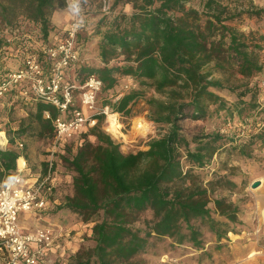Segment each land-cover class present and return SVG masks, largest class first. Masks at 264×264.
<instances>
[{"label": "trees", "instance_id": "obj_1", "mask_svg": "<svg viewBox=\"0 0 264 264\" xmlns=\"http://www.w3.org/2000/svg\"><path fill=\"white\" fill-rule=\"evenodd\" d=\"M193 1L115 0L114 9L119 4L131 5L133 12L113 16L100 36L98 58L103 66L91 67L83 60L76 69L77 73H95L106 90L114 89L119 78L132 77L138 82L140 90L106 104L118 113L128 114L141 89H152L158 97L148 102L151 120L170 129L151 139L147 149L124 153L101 129L104 115L100 114L88 132L59 144L64 167L75 174L74 193L59 208L79 215L84 223H94L95 246L80 249L70 256L69 264H138L135 258L146 249L153 233L174 237L178 243L188 239L196 243L193 221L208 218L211 203L221 215L225 213L224 200L211 198L212 184H203L193 171L213 156L211 148L220 137L208 135L205 144L196 138L189 141L179 123L223 111L229 121L232 113L243 111L218 91L237 90L239 99L251 94L250 80L264 70V34L243 31L237 23L246 16L261 18L264 9L250 3L248 8L231 10L221 0H206L201 10L187 7ZM66 6L67 0H0V82L22 66L26 55H36L49 72L52 59L46 49L63 34L52 17ZM11 93V108L5 110L23 109L29 114V124L23 120L13 136L7 134L9 146L0 150V183L13 178L17 159L26 156L22 134L55 139V128L44 112L56 117V108L41 100L25 104L17 90ZM252 112L255 122L264 116V111ZM191 142L197 144L194 150ZM182 150L193 164L188 170H184ZM148 213L151 219L146 218Z\"/></svg>", "mask_w": 264, "mask_h": 264}, {"label": "rangeland", "instance_id": "obj_2", "mask_svg": "<svg viewBox=\"0 0 264 264\" xmlns=\"http://www.w3.org/2000/svg\"><path fill=\"white\" fill-rule=\"evenodd\" d=\"M205 1L194 0L187 7L201 10ZM221 1L231 10L237 6L239 9L248 8L250 3H253L255 8L264 9V0ZM66 8L69 9L68 5ZM86 8L83 15L86 23L78 39L81 43V57L87 60L91 67H101L103 63L98 61L100 36L108 28L113 16L119 12L131 14L133 10L131 5L119 4L115 9L112 7L113 10L110 11L112 14L110 12L107 14L95 1ZM69 19L68 16L64 25L58 23L57 26L60 29L65 28L70 22ZM237 24L243 31H259L264 34V15L261 18L246 16ZM261 60L264 63L263 53ZM111 64L117 66L118 62L112 61ZM249 83L252 92L243 98H238L237 90H226L224 92H227V96L222 95L229 104L237 105L243 110L240 114L232 113L231 120L227 121L223 111L201 120L188 117L179 123L182 134L189 141L196 138L205 144L208 135L220 137L211 148L213 156L202 168L195 167L193 171L203 184H212L214 192L211 198L224 200L225 213L221 215L211 203L210 216L193 221L198 232L196 243L190 239L178 243L174 237L153 233L146 249L135 258L138 264H264V129H261L263 128L261 126H264V116L255 122V112H252L254 109L264 111V70L259 74V78L251 79ZM133 90H140L134 78H119L114 89H103L100 92L96 110L89 112L102 113L109 106L108 114H101L104 115L101 129L120 145L124 153L147 149L146 145L151 139L166 134L170 129L169 125L157 124L151 120L148 102L158 95L147 87L141 89L140 95L129 105L128 114L115 112L112 106L106 105L118 102L125 93ZM213 110L214 107L210 112ZM115 113L118 114L116 121L121 131L109 128L108 115ZM28 118L29 114L20 108L12 109L11 112L3 110L0 112V130H5L7 134L13 136V132L18 130L23 120L29 124ZM88 130V127L83 128L80 133H86ZM21 137L31 175L33 178H44L51 168L49 181L52 187L51 197L62 204L66 196H72L74 193L72 184L75 174L64 167V162L60 158L61 142L55 140L53 136L39 138L31 132L27 135L22 134ZM90 140L96 142L94 138ZM196 146V143L191 142L190 149L194 150ZM182 156L184 170H188L193 164L188 163L183 150ZM257 181L260 185L253 188L252 184ZM55 209L56 207L54 211ZM64 216L66 223L72 224L73 227L65 234L60 231V248H67L65 251L71 257L82 248H93L94 223H84L79 215L73 213H65ZM146 218L151 219V213H148ZM64 226L67 227L66 224ZM136 226L146 229L142 223H137ZM54 255L59 254L55 252ZM70 258L66 259L68 260L65 261L66 264L70 263ZM54 259L56 260L54 264H62L65 257L59 255Z\"/></svg>", "mask_w": 264, "mask_h": 264}, {"label": "built area", "instance_id": "obj_3", "mask_svg": "<svg viewBox=\"0 0 264 264\" xmlns=\"http://www.w3.org/2000/svg\"><path fill=\"white\" fill-rule=\"evenodd\" d=\"M85 1L86 6L80 0H67L72 18L65 28H59L63 32L60 40L46 49L52 59L49 72H45L36 55H26L22 66L0 82V112L11 108L8 99L14 90L18 91L25 104L41 100L56 108V117L50 111H45L44 118L51 120L55 128V140L59 142L73 138L83 128L93 127L97 123L96 115L109 112L107 106L102 113L89 114L96 110L103 82L95 73L76 71L83 63L81 43L78 41L86 23L83 15L89 6L88 2L92 0ZM93 1L99 3L103 12L108 14L111 11V0ZM114 115L116 119L118 114ZM114 127L113 131H121L117 123ZM18 144L20 148L23 147L21 142ZM8 146L7 132L0 130V150L4 151ZM50 171L51 168L45 178L32 181L33 175L22 155L17 159L13 178L0 183V251L4 253L2 264H46L49 256L56 248H60L61 234L54 227L43 225L25 231L20 222L24 213L37 211L49 203L52 194Z\"/></svg>", "mask_w": 264, "mask_h": 264}, {"label": "crops", "instance_id": "obj_4", "mask_svg": "<svg viewBox=\"0 0 264 264\" xmlns=\"http://www.w3.org/2000/svg\"><path fill=\"white\" fill-rule=\"evenodd\" d=\"M58 11H60V12H58ZM68 16L70 17L69 20H71L72 14H71L69 9L65 8L62 10H57L52 17V22L56 26L57 25L59 26V24L64 25V23H66L65 20L67 19ZM98 61H100V60H98ZM218 94L220 96H222V95L227 96V92H224V91H218ZM34 180H35V178L32 179V181H34ZM60 205H61V203H58V200L53 199V202L49 201V203L46 204L44 208H41L37 211H33L31 213L30 212L24 213L20 218L22 228L25 229V231L26 230L28 231V230H32L33 228L39 227V226L47 225V226L54 227L56 229V231H58V233L60 231H63V234L68 233L67 231L69 229H72L73 226H72V224L66 223V221L64 219L66 217L64 216V214L67 212L63 211V209H60L59 208ZM55 207H56V209L53 212L52 210ZM49 210L51 211L50 213H49ZM65 224L67 225V227L64 226ZM65 249H67V248L62 249V248L58 247V248H56V251H55L56 254L60 255V257H62V258L65 257L64 263H62V264H66L65 261L66 262L68 261L66 259L70 258V254L68 252H66ZM54 253L49 256L46 264H54L56 262L54 257L57 258V257H59V255H54ZM3 261H4V253L0 251V264H2Z\"/></svg>", "mask_w": 264, "mask_h": 264}, {"label": "bare ground", "instance_id": "obj_5", "mask_svg": "<svg viewBox=\"0 0 264 264\" xmlns=\"http://www.w3.org/2000/svg\"><path fill=\"white\" fill-rule=\"evenodd\" d=\"M108 120L110 122V128L113 130V128H115L114 125L117 123L116 119H115V115L114 114H109L108 115ZM20 162H21V164L23 163L22 160Z\"/></svg>", "mask_w": 264, "mask_h": 264}, {"label": "water", "instance_id": "obj_6", "mask_svg": "<svg viewBox=\"0 0 264 264\" xmlns=\"http://www.w3.org/2000/svg\"><path fill=\"white\" fill-rule=\"evenodd\" d=\"M259 185H260V182L257 181V182H254V183L252 184V187H253V188H257Z\"/></svg>", "mask_w": 264, "mask_h": 264}]
</instances>
